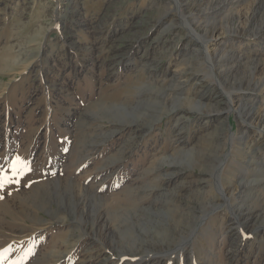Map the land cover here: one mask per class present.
Returning a JSON list of instances; mask_svg holds the SVG:
<instances>
[{
	"label": "rangeland",
	"instance_id": "374dc122",
	"mask_svg": "<svg viewBox=\"0 0 264 264\" xmlns=\"http://www.w3.org/2000/svg\"><path fill=\"white\" fill-rule=\"evenodd\" d=\"M262 86L264 0H0V264H264Z\"/></svg>",
	"mask_w": 264,
	"mask_h": 264
},
{
	"label": "bare ground",
	"instance_id": "6f19581e",
	"mask_svg": "<svg viewBox=\"0 0 264 264\" xmlns=\"http://www.w3.org/2000/svg\"><path fill=\"white\" fill-rule=\"evenodd\" d=\"M205 1V0H204ZM235 2V1H234ZM208 4V3H207ZM261 27V26H260ZM240 28V26H238V29ZM213 29H215V28H213ZM238 29H236L237 30V32H239V30ZM235 30V31H236ZM241 30V29H240ZM234 30H229L228 32L230 33V32H233ZM234 31V32H235ZM255 33H257V32H255ZM188 34V33H187ZM192 36H194L195 38H201V37H203L204 36V34H200V33H198L197 32V30L196 29H194L193 30V35ZM213 36H215L216 37V35H215V32H214V30H213V32H212V34H211V36L209 37L208 35H206L205 37L206 38H208L209 37V39L208 40H205L204 41V43H203V50H204V52L206 53V55H215V56H217L220 52H222L221 50H219V48H218V46L219 45H221V42L222 43H224V41L222 40L221 42H217V47L216 48H214V49H212V52H210L209 53V51H208V45L210 44V42H212V38H213ZM235 36V35H234ZM192 38V37H191ZM184 39V38H183ZM203 39V38H202ZM198 40V39H197ZM229 40V39H228ZM235 40V39H234ZM187 41H188V39H187ZM200 41V40H199ZM182 42V41H181ZM187 44V43H186ZM240 47V46H239ZM239 53V52H238ZM221 56V55H220ZM239 56V55H238ZM217 69V68H216ZM183 69H180V70H178V72L176 73V74H178L179 76H180V78H182L183 80H185V81H188L189 79H192V81H194V80H196V79H199L198 78V75H196V76H194V74H192V76H191V73H186V74H183ZM178 76V77H179ZM203 76V75H202ZM205 76V75H204ZM204 78V77H203ZM181 82H183V81H180V83ZM184 83V82H183ZM187 83V82H186ZM196 83H198V82H196ZM195 86V85H194ZM197 86V85H196ZM189 90V89H188ZM260 91H264V86H262L261 88H260ZM255 94V93H254ZM168 97V96H167ZM169 99V98H168ZM171 99V98H170ZM172 100H173V98H172ZM179 100V99H178ZM174 101V100H173ZM178 102H180V101H178ZM183 104H189L188 106H184V105H179V104H176V105H172V106H170V107H168L167 108V111L168 112H172L173 114L174 113H176V115L178 116V114H182V109L181 108H186L188 111H194V110H200V111H202V112H207V113H212V112H214L213 110L214 109H209V108H207V104H205V108H201V106H203L204 104H203V102L201 101V99L200 100H197L196 98H190V99H183V101H181ZM181 111H180V110ZM215 111H218V110H215ZM185 113V112H184ZM183 116H185V115H183ZM209 118V117H208ZM180 119H181V116H180ZM207 119V118H206ZM160 120V119H159ZM207 121V120H206ZM120 123H119V127H117V128H115L114 130L113 129H111L112 131H109V133H108V137H111L112 135H114V134H116V133H119V132H123L125 129H127V128H130L132 125H133V121H129V120H126V121H119ZM150 125V124H149ZM116 127V126H115ZM146 132V131H145ZM247 138V137H246ZM249 140V139H248ZM246 142H248V141H246ZM250 142V141H249ZM245 147V146H244ZM250 148V147H249ZM248 149V148H247ZM264 156V155H263ZM170 157L172 158L173 157V154L171 153L170 154ZM162 158H164V157H162ZM160 160H161V158H160ZM164 160V159H163ZM168 164L169 165H171V166H173L174 167V169H175V164H174V161H168ZM179 171V170H178ZM181 171V170H180ZM183 171V170H182ZM170 173V172H169ZM180 174V172H178V174L177 173H172L169 177H168V179L169 180H171V181H173V180H176L177 178H179V177H181V176H183V173L181 174V175H179ZM165 175V174H164ZM169 175V174H168ZM187 176V175H186ZM193 176V175H192ZM184 177V176H183ZM182 177V178H183ZM198 177V176H197ZM192 178V183H193V181H196V179H193L194 177H191ZM185 179V178H184ZM198 179V178H197ZM205 180V179H204ZM188 181V180H187ZM191 181H189V183H191ZM197 182V181H196ZM187 183V182H186ZM185 183V184H186ZM191 183V184H192ZM190 184V185H191ZM188 186V185H187ZM191 187V186H190ZM220 188V190H222V191H224L225 190V188H224V184H222V183H220V186H219ZM227 187V186H226ZM229 189L231 188V187H228ZM227 191H228V189H227ZM224 193V192H223ZM227 193H224V195H226ZM209 201V200H208ZM181 203H179V205H180ZM89 239V238H88Z\"/></svg>",
	"mask_w": 264,
	"mask_h": 264
},
{
	"label": "snow or ice",
	"instance_id": "6c2138e0",
	"mask_svg": "<svg viewBox=\"0 0 264 264\" xmlns=\"http://www.w3.org/2000/svg\"><path fill=\"white\" fill-rule=\"evenodd\" d=\"M13 168H15V164L13 165ZM4 183H5V178L0 177V187H2Z\"/></svg>",
	"mask_w": 264,
	"mask_h": 264
}]
</instances>
